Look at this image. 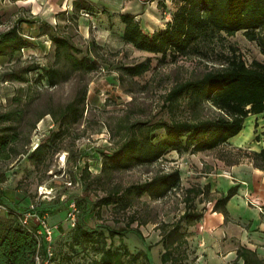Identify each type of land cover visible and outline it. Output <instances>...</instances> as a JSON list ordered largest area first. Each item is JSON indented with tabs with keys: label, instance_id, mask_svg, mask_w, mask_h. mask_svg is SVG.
<instances>
[{
	"label": "rangeland",
	"instance_id": "374dc122",
	"mask_svg": "<svg viewBox=\"0 0 264 264\" xmlns=\"http://www.w3.org/2000/svg\"><path fill=\"white\" fill-rule=\"evenodd\" d=\"M95 2L96 0L93 4H88L84 0H77L69 14L59 12L54 22H48L35 17L24 6L0 1V34L16 26L30 43L13 58L0 57V106L6 107L16 90L26 87L24 83L6 80V75L11 70L32 62L43 68L47 65L60 67L64 73V78L52 87H47L44 83L35 85L36 73L28 74L30 83L39 92V103L47 102L53 109H58L80 96L83 90L86 92L81 120L58 141V150L46 160V167L35 168L29 162L23 161L8 170L4 167L2 169L5 170L6 179H10L8 189L14 188L17 181L24 180L27 184L26 191L34 193V200L43 203L45 209L53 205L56 210H65L62 213L65 223L60 226L53 224L55 240L51 247L59 249L62 246L63 251L68 249L65 244L70 241L68 229L71 224H68L66 218L67 204L68 200L79 196V216L88 227L103 225L123 229L125 222L134 215L136 219L130 227H137L142 239L130 232L121 242L114 238V245H125L132 253L145 251L149 246L150 260L153 264H160V255L165 250L161 237L163 231L169 229L166 226L175 223L185 209L184 189L199 187L195 184L202 177H207L204 171L222 172L236 159H247L246 152L250 150L231 148L223 144L194 154L170 151L150 165L114 172L106 183L107 186L116 184L126 187L133 183H143L157 174L174 169L180 173V187L177 189L156 200L144 194L124 210H117V206L113 204L97 206L96 203L104 195V191L95 182L87 186L83 180L78 181L79 170L86 165L93 176L98 175L101 153L116 148L131 132L136 135L147 130L153 140L157 141L164 136L163 129L153 128L159 121H169L172 117L177 120L191 119L193 114L186 97L178 98L172 105H168L166 100L169 91L179 82L199 78L205 71L220 67L233 49L242 54L247 64L252 60L264 63V56L259 53L256 43L246 40L240 31L232 36L220 33L201 38L184 56L167 54L162 57L160 54L136 50L121 38L119 13L131 12L140 28L151 34L166 27L180 1L125 0L119 3L120 6L113 4L110 8ZM44 27H49L51 33L67 36L76 49V56L87 55L94 63V68L87 72H69L67 63L61 58H55L53 45L48 37L41 34ZM147 59L149 69L139 76L130 77L120 70L123 65H133ZM218 114L208 103H203L198 117L212 118ZM51 130H56L55 125L51 116L46 115L36 123L31 132V147L34 148L38 141L47 138ZM76 158L78 167L72 168ZM205 163L212 169L208 170ZM93 176L88 177V180L92 182ZM68 181L71 185L67 184ZM85 183H89L87 179ZM7 191L11 193V190ZM212 197L209 192L201 196L206 201ZM245 200L242 193L235 194L229 199L227 212L233 219L254 220L250 227L243 226L245 230L254 229L258 222L255 219L259 217L255 210L257 207L248 202L250 198L247 203ZM87 209L89 210L85 211ZM44 217L50 224L49 217ZM179 233L185 239L183 250L188 255V261L192 264H208L201 249H208L212 239L202 235L198 237L194 231L182 225L177 234L170 237L172 248L178 242ZM105 242L109 243L108 237ZM78 253L73 263L88 264L92 253L85 259H82L79 250ZM173 253L174 256H179V249ZM194 253L200 260L193 259ZM143 262L146 263L145 260Z\"/></svg>",
	"mask_w": 264,
	"mask_h": 264
},
{
	"label": "trees",
	"instance_id": "16d2710c",
	"mask_svg": "<svg viewBox=\"0 0 264 264\" xmlns=\"http://www.w3.org/2000/svg\"><path fill=\"white\" fill-rule=\"evenodd\" d=\"M179 1L166 27L151 34L140 28L135 15L128 12L120 13L118 18L122 24V40L136 50L160 54L162 57L167 54L184 56L201 38L220 33L232 36L240 31L246 40L256 43L259 53L264 56V0ZM41 34L48 37L53 45L55 58L63 59L69 72H87L94 68V63L87 55L76 56V49L67 36L51 33L49 27H44ZM29 44L18 28L12 26L0 34V57L13 58ZM225 59L220 67L205 71L199 78L179 82L167 94L168 105H172L178 98H187L193 114L191 119L177 120L172 117L169 121H159L153 128L163 129L164 136L157 141L153 140V136L147 130L136 135L131 132L116 148L101 153L98 175L93 176L86 165L79 170L78 181L83 180L87 186L95 182L104 191V195L96 203L97 206L113 204L117 206V210H124L144 194L153 200L164 197L168 192L180 187V173L177 169L126 187L116 184L107 186L106 183L110 181L114 172L150 165L170 151L194 154L217 148L241 131L244 119L248 115L264 112V63L252 60L247 64L242 54L235 49ZM148 69V59L120 67L122 73L130 77L139 76ZM30 72L36 73L35 85L44 83L47 87H52L64 78L60 67L47 65L43 68L34 62L11 70L6 75V80L24 83L26 87L18 88L9 98L6 107L0 106V186L7 181L5 170L20 162L27 161L35 168L46 167V160L58 150V141L64 134L70 132L72 126L83 116L85 90L63 107L53 109L47 102H38L39 92L30 83L28 77ZM203 103H208L219 114L212 118H199ZM46 115L51 116L56 130H51L47 138L38 141L32 148L31 132L35 129L36 123ZM246 157L255 168L264 171V147L259 151H247ZM77 164L76 158L72 168H77ZM90 176H93L92 182L88 180ZM85 179L89 183H85ZM26 185L24 180H19L16 186L26 191ZM204 189L199 187L184 189L185 209L175 223L166 226L169 229L163 231L161 237L165 250L160 255V264L167 262L192 264L183 250L185 239L182 233H179L178 242L173 248L170 237L176 235L182 225L189 226L203 216L204 209L198 210L196 203L197 199L200 200L201 196L208 193L207 188ZM236 190L237 186L230 187L225 194L216 197L212 211L220 212L226 218V204L236 194ZM32 195L28 194L30 197H33ZM3 196L1 189V205L6 204ZM79 198L75 196L71 199L79 208L74 225L68 229L70 241L65 244L68 249L63 251L62 246L59 249L51 247L55 240L53 234L49 257L46 242L35 234L39 226L33 220L23 225L21 223L23 213H9L7 220H0V264H39L36 257L40 261L47 260L49 264L53 262L74 264L73 259L79 254L78 250L82 253V259L92 253L88 264H153L150 260L149 246L145 251L132 253L125 245L118 247L113 243L114 238L121 242L130 232L142 239L138 228L130 227L136 219L134 215L125 222L123 229L103 225L91 228L86 226L79 216L81 211ZM107 237L108 244L105 242ZM176 249H179V256L173 255ZM237 258L243 260L242 264H264L253 251L245 248L237 251ZM232 264L239 263L235 261Z\"/></svg>",
	"mask_w": 264,
	"mask_h": 264
},
{
	"label": "crops",
	"instance_id": "0c3cea01",
	"mask_svg": "<svg viewBox=\"0 0 264 264\" xmlns=\"http://www.w3.org/2000/svg\"><path fill=\"white\" fill-rule=\"evenodd\" d=\"M9 2L15 6H24L29 9L31 14L35 17L54 22L59 12L69 14L71 7L77 0H0ZM88 4H93L94 0H84ZM125 0H96L104 7H112L113 4L117 5ZM130 1V0H127ZM95 2V3H96ZM114 5V6H115ZM121 4H119L120 6ZM106 9V8H105ZM120 13H124L121 11ZM119 13V14H120ZM131 13V12H128ZM132 14V13H131ZM225 145L243 149L246 148L250 151H259L264 147V112L248 115L243 122L241 131L235 136L229 138ZM208 170H211L208 164L205 163ZM205 167V168H206ZM214 168V167H213ZM204 175L196 186L207 188L209 194L213 197L211 199L202 200L199 203L197 199L196 208L198 210L204 209L203 216L186 226L194 231L198 237L205 236L211 238V246L208 249H201L203 255H206L208 264H232L237 261L239 264L243 260L237 258V251L242 248L251 250L255 253L256 257L264 262V171L255 168L249 158L245 160L236 159L229 166H226L222 172L204 171ZM205 180V181H203ZM10 179L0 186L3 191V197L6 204H0V220H7L9 213H39L40 216L44 215L49 217L50 224L60 226L65 223L62 215V209L56 210V207L49 205L45 209L44 204L35 201L33 197L28 196L30 191H25L14 185V188L8 189V182ZM233 186H237L236 194L242 193L244 200L248 201L250 198L256 201L260 207L255 209L259 217L257 220V227L254 229L248 228L245 230L243 226L250 227L254 220L242 221L233 219L227 212L225 218L220 212L212 211L214 199ZM11 190V193L9 191ZM34 195V193H32ZM249 202V201H248ZM229 200L226 204V210L229 206ZM206 209H208L206 211ZM240 222V223H238ZM244 222V223H242ZM68 224H70L68 222ZM240 224V225H239ZM198 228V229H197ZM255 230V231H254ZM187 232H190L187 230ZM203 237V239L205 238ZM209 241V240H208ZM209 243V242H208ZM193 249H191L192 252ZM193 259L200 260L197 254H193Z\"/></svg>",
	"mask_w": 264,
	"mask_h": 264
},
{
	"label": "built area",
	"instance_id": "2783aa9c",
	"mask_svg": "<svg viewBox=\"0 0 264 264\" xmlns=\"http://www.w3.org/2000/svg\"><path fill=\"white\" fill-rule=\"evenodd\" d=\"M36 145L37 144H35L34 147ZM67 184L71 185V182L68 181ZM39 189H41V186L39 187ZM249 203L252 204L253 206H257L259 211H261V207L256 201L249 200ZM77 213H78V208H77L75 201L69 200L68 204H67L66 218L69 221V223L71 224V226H73L75 223ZM29 220H33L36 224H38L39 229L36 230L35 234L42 237V239L46 242V244H47L46 251H47L48 257L51 256L50 244L52 241L53 231L55 229V226L50 225L47 222V219L45 217L39 216L35 213H23L21 215V223L23 225H27ZM36 260L39 264H47L48 263L47 260L40 261L37 257H36Z\"/></svg>",
	"mask_w": 264,
	"mask_h": 264
}]
</instances>
